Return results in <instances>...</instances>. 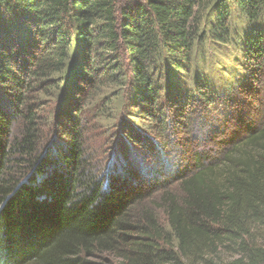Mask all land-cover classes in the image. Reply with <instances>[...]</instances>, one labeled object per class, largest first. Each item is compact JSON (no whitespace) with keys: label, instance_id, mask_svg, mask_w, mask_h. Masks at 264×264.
<instances>
[{"label":"trees","instance_id":"trees-1","mask_svg":"<svg viewBox=\"0 0 264 264\" xmlns=\"http://www.w3.org/2000/svg\"><path fill=\"white\" fill-rule=\"evenodd\" d=\"M195 109L219 124L175 191L118 167ZM262 109L264 0H0V264H264ZM117 118L90 163L89 123Z\"/></svg>","mask_w":264,"mask_h":264},{"label":"rangeland","instance_id":"rangeland-1","mask_svg":"<svg viewBox=\"0 0 264 264\" xmlns=\"http://www.w3.org/2000/svg\"><path fill=\"white\" fill-rule=\"evenodd\" d=\"M219 52L220 51L215 53L210 52L208 55L212 63L219 65L216 66V69L218 70L216 75H218L220 78H225V70L231 71V69L237 67L234 66L235 64L233 58L235 56L237 57L238 54L236 52H232V56H230L228 59H223L222 56L219 55ZM212 81L217 85L222 83L218 78L212 79ZM43 101L47 103L49 100L44 98V100L42 99V103ZM197 112L198 109H195L192 111V114L187 115L188 119H190L189 117H193L189 122L184 118L185 116H178V122L180 123L177 124L178 130L172 131L174 127L172 126L173 124L171 125L172 127L169 126V128H172L171 130L168 129L167 132L159 134L160 137H162L161 139H163V142L160 141L161 143L159 142L160 144H158L154 150H147V152L144 153L142 157L140 155L131 156L132 153L129 155V150L127 151L124 149L126 158L129 159V161L123 164L122 161L119 162L117 159L118 167H125L127 174L131 175L136 183H140V185L148 188L150 191H175V184L177 182L176 179L182 172V165L187 162L189 155L198 153L199 150L196 151L195 149L197 146L201 145L207 149L210 147V142L207 138V135L211 137L213 134H210V132H216L215 128L217 124H219L216 123L214 126H210L208 124L209 120L210 122H213L214 120L215 122H218V120L216 118H203L200 116L201 114ZM116 114L121 115L124 119L128 120V115L130 113H127L123 108ZM40 115H42V122L45 123L44 118L49 119L48 108H46ZM129 121L132 122V120ZM123 123V121H119V118H117L116 121L108 120L98 121L95 123L91 121L89 123L88 130L84 136V144L88 158L90 159V163L95 164L98 162L97 164L100 166V163H109L110 159L116 157L118 151H120L119 146L121 144H119V140L121 137L119 131ZM51 125L42 127L46 134V140L53 136L55 126ZM126 126L133 125L127 124ZM228 128L230 130L234 129L230 125L226 126V129ZM141 149H143V147ZM107 259L110 260L109 258Z\"/></svg>","mask_w":264,"mask_h":264}]
</instances>
